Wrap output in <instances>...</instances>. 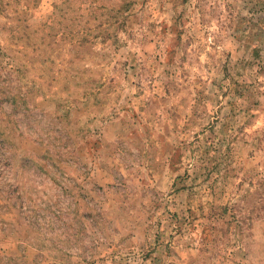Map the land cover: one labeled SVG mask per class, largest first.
<instances>
[{
	"label": "rangeland",
	"instance_id": "1",
	"mask_svg": "<svg viewBox=\"0 0 264 264\" xmlns=\"http://www.w3.org/2000/svg\"><path fill=\"white\" fill-rule=\"evenodd\" d=\"M0 264H264V0H0Z\"/></svg>",
	"mask_w": 264,
	"mask_h": 264
}]
</instances>
